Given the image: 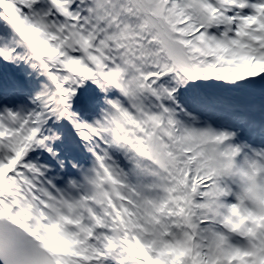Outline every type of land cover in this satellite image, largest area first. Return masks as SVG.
<instances>
[{"label":"snow or ice","instance_id":"1","mask_svg":"<svg viewBox=\"0 0 264 264\" xmlns=\"http://www.w3.org/2000/svg\"><path fill=\"white\" fill-rule=\"evenodd\" d=\"M0 264H264V0H0Z\"/></svg>","mask_w":264,"mask_h":264}]
</instances>
